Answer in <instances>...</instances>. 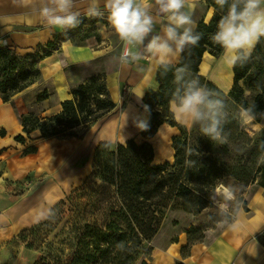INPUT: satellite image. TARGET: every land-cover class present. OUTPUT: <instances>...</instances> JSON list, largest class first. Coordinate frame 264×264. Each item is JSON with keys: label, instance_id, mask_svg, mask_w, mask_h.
I'll list each match as a JSON object with an SVG mask.
<instances>
[{"label": "trees", "instance_id": "trees-1", "mask_svg": "<svg viewBox=\"0 0 264 264\" xmlns=\"http://www.w3.org/2000/svg\"><path fill=\"white\" fill-rule=\"evenodd\" d=\"M208 3L215 9V14L210 24H205L204 20L198 22L197 31L202 34L199 45L186 49L179 64L173 65L166 75L159 66L157 81L160 87L155 92H147L144 97L148 126L141 131V137L145 141L138 143L135 139H130L126 144H116L114 150L112 144L101 143L95 150L93 167L98 168L96 173H100L103 182L114 189L109 210L103 214V223L100 224L96 220L85 221L88 211L81 212L79 215L82 216L77 217L69 232V253L66 254L63 249L60 254L48 250L36 264H134L142 255L149 254V250L153 249L149 247L147 250L146 245H151V241L161 230L167 212L175 209L187 213H193L194 209L203 210L211 203L213 189L217 187L216 181L220 177L233 178L235 181L249 184L261 180L259 185L264 186V164L258 165L254 172L248 171L246 167L241 166V157L236 165L224 164L225 169L221 170L217 166V158L214 157L217 149L212 142L201 149L193 148L194 154L189 157L187 145L182 144L179 138H174L173 164H157L153 146L148 141L157 135L163 124L178 126L169 101L176 87L173 73L181 64H186L191 75L198 77L201 84L205 83L209 89L219 92L220 97L226 99L232 108L239 107L240 104L247 107L255 103L258 115L254 122H264V117L259 115L264 112V38L257 43L255 52L247 63L234 67L235 86L228 96L199 74V65L206 53L214 56L223 54V49L213 44L210 37L216 30L218 20L226 13L227 7L221 9L214 2ZM28 57L17 56L10 47H0V95L3 102H9L12 97L41 79L39 61L44 57L38 58V64L31 63ZM243 80H247L249 90L257 94L251 103L241 85ZM71 95V99L62 103L61 112L53 116L40 119L31 111L23 115V132L31 135L34 131H39L43 138H53L69 133L75 128H88L87 126L112 115L118 108L117 103L111 99L105 75L93 76L73 88ZM45 97L47 94L41 95L38 101ZM145 106L148 111H145ZM123 108L124 105L119 107ZM234 117L229 115L230 126L225 129V133L229 129L233 130L231 138L238 132L246 134ZM6 135V130L2 128L0 137ZM16 140L25 143L23 135L17 136ZM250 141L252 146L247 152L253 166H256L261 154L260 145L264 142V130L254 133ZM37 152L38 147L31 146L24 150L22 155L28 156ZM223 152L230 154L227 146H224ZM102 205L104 202L97 199L94 203L86 204L85 209H98V206ZM51 220L52 218L40 227H32L31 230H23L20 233L27 241L28 248H32L34 244V241L31 242L32 236L50 225ZM198 230L199 228L190 230V242H193V231ZM259 238L264 244V231ZM142 264L150 263L144 260Z\"/></svg>", "mask_w": 264, "mask_h": 264}, {"label": "rangeland", "instance_id": "rangeland-1", "mask_svg": "<svg viewBox=\"0 0 264 264\" xmlns=\"http://www.w3.org/2000/svg\"><path fill=\"white\" fill-rule=\"evenodd\" d=\"M209 1L214 2V0H199L201 9L209 7ZM64 30L61 34H55L52 39L44 42V46L39 45L32 53L22 55L14 47L10 48L16 52L17 56L27 55L29 56L28 60L36 64H38V58L53 52H61V49L67 45L74 48L84 47L91 51L99 50L100 52L96 54L99 58L96 61L72 66L69 68V73L81 83L93 76L105 75L111 99L115 100L119 108L124 102L123 99L126 101L125 97H120L121 93L119 92L122 88L120 76L122 64L119 62V56L125 45L108 23L107 15L102 18L82 17L79 26ZM246 82L247 80H243L241 85L247 100L251 103L257 94L249 90ZM202 85L206 86L205 83ZM44 90L46 92H41L38 97L47 94V90ZM115 92L118 94L117 97H115ZM224 101L229 115L236 116L238 107L232 108L226 99ZM29 109V112H34L40 117L41 111L38 106H34V108L30 106ZM3 110L1 109V111ZM138 110H144L143 102L138 106ZM116 111L118 112L117 109ZM175 121L178 124L177 127L165 124L159 129L157 135L148 140L153 146L157 164L165 162L173 164L175 160L174 138H179L182 140V144L187 145L189 157L194 154L193 148L201 149L207 143L212 142L200 133L199 126H192L181 121L176 114ZM12 124V122H8L10 128H12ZM229 126L230 124L227 122L224 129H228ZM10 128H4L9 134L7 133V138L2 140L4 147L0 149V264H36V261L48 250H52L54 254H60L63 249L68 254L69 232L77 217L82 216L79 214L88 211L85 221L96 220L102 224L105 218L103 214L105 211L108 212L114 193V189L103 182L100 173H96L99 171L98 168L93 167L96 149L73 161L75 153L77 154L79 149L84 146L82 138L85 132L84 127L47 139H43L42 134L37 133L26 135L23 132L21 118H17L13 128ZM242 129L246 134L238 132L231 138L233 130L229 129L226 131L227 141L225 143L212 142L217 149L214 157L217 158V166L221 170L225 169L224 164L226 166L236 165L241 157H243L241 166L246 167L248 171L254 172L258 167V164L253 166L247 151L252 146L250 138L260 130H254L253 124L244 126ZM20 135L25 137L24 144L16 140V137ZM135 139L138 143L145 141L140 136ZM42 143L40 155L42 158H36V160L24 158L25 156L22 155L24 150L31 146H40ZM90 146H86V148L89 150ZM224 146L228 147L230 154L223 152ZM115 147L116 144H112V150ZM260 181L249 184L235 181L233 178L220 177L216 183L239 186L237 198L241 202L239 207L242 208L249 196L248 192L260 186ZM39 193H42L43 196L39 195L40 198H36L35 196ZM97 199L104 202L102 207L85 209L86 204L94 203ZM220 199L221 197L214 193L211 203L207 207L203 210L194 209L193 213L189 212L195 216L196 226L199 228L198 231H193L192 240L202 239L205 231L215 228V222L220 220L221 216L214 200L219 201ZM229 203L227 219L231 222L237 213V205L233 202ZM49 207L52 208L55 216L50 225L32 236L31 242L34 241V244L32 248H28L27 241L21 237L20 233L23 230H31L32 227H40L45 223L48 219L38 222L37 214L40 210L47 212ZM149 247L152 248V244L146 245L147 250ZM152 250H149V254L142 255L134 264H142L144 260L149 263Z\"/></svg>", "mask_w": 264, "mask_h": 264}, {"label": "crops", "instance_id": "crops-1", "mask_svg": "<svg viewBox=\"0 0 264 264\" xmlns=\"http://www.w3.org/2000/svg\"><path fill=\"white\" fill-rule=\"evenodd\" d=\"M87 3L88 0H77L78 10L83 13ZM32 7L33 0H0V41H5L8 47H14L22 55L32 53L39 45L52 39L53 35L65 31L45 26L33 13ZM100 7L103 9V0H100ZM184 10L196 21L197 27L200 20H204L205 24H210L215 14V9L211 6L201 9L199 0H185ZM151 12L156 20V25L150 35H162V28L166 21L162 20L155 6ZM61 50V52H53L39 61L42 74L39 82L15 95L9 102H3L0 96V128L9 129L8 122L13 123V128L16 119L26 115L30 106L33 108L38 106L42 119L61 112L62 103L72 98V88L88 80L85 79L82 83L76 81L75 77L70 75L69 68L96 61L99 58L96 54L100 51H91L84 47L74 48L68 45ZM133 51L141 52L144 58L139 61L138 65L128 64L120 67L122 88L119 92L121 93L120 97L126 98V101L122 98L124 108H117L118 112L115 111L107 118L84 129L82 137L84 146L79 149L77 154L75 153L73 161L78 157L85 156L86 153L94 152L101 143L126 144L130 139L141 137L142 130L137 127V123L140 120L147 121V113L145 115L144 110H138V106L142 102L144 104L147 92H155L159 89L160 83L157 81L159 65L156 57L144 52L143 45L133 48ZM254 52L255 50L252 55ZM222 55L214 56L206 53L199 65V74L214 84L221 93L228 96L235 86V73L234 67L228 68L221 62ZM181 57L173 62L174 66L179 64ZM44 89L47 90V97L38 101L39 94L46 92ZM117 96L118 94L115 92V97ZM1 109L4 110L1 111ZM257 125L260 127L257 128ZM76 129L78 128L72 131H76ZM253 129L264 130V122L258 124L253 122ZM33 133L41 135L39 131ZM7 135L0 137V149L4 147L2 140L7 138ZM42 145L43 143L37 146L36 154H29L24 158H31V160L42 158L40 157ZM86 146H90L89 150ZM248 194L249 196L245 200L246 205L240 208L233 220L229 222L235 224L234 228L209 229L198 241H189L190 230L197 228L193 214L178 209L167 212L161 230L151 241L153 252L149 263L264 264V244L259 238L264 231V186L260 185ZM39 195L43 196L42 193H39L35 197L40 198Z\"/></svg>", "mask_w": 264, "mask_h": 264}, {"label": "clouds", "instance_id": "clouds-1", "mask_svg": "<svg viewBox=\"0 0 264 264\" xmlns=\"http://www.w3.org/2000/svg\"><path fill=\"white\" fill-rule=\"evenodd\" d=\"M215 5L227 11L220 17L216 30L210 39L213 44L223 49L221 62L228 68L244 65L251 58L252 52L264 38V0H214ZM155 6L162 17L164 26L162 35L153 33L156 20L151 12ZM185 0H88L83 13L77 8V0H33V13L50 29H71L79 26L82 16L88 18L104 17L115 34L124 43L119 62L122 65L137 64L144 58L141 52L133 48L143 45L144 52L157 58V63L166 75L186 49L197 47L202 34L197 31L196 21L185 10ZM150 37V38H149ZM147 43L145 44V41ZM0 43H6L0 41ZM176 85L169 101L177 117L192 126H199L200 133L213 143H225L227 134L224 125L229 121V113L220 93L201 84L198 77L191 75L186 64L176 67L174 71ZM255 103L245 107L240 104L234 117L242 127L253 124L257 119ZM145 111H148L145 106ZM259 115L264 117V112ZM147 122L140 120L137 127L147 128ZM260 126L257 125V128ZM261 154L257 164H264V142L260 145ZM239 186L220 183L213 189L221 197L215 201L220 220L215 222L216 229L234 228L229 223L230 203L240 210L237 198ZM55 216L52 208L47 212L40 210L37 221Z\"/></svg>", "mask_w": 264, "mask_h": 264}, {"label": "built area", "instance_id": "built-area-1", "mask_svg": "<svg viewBox=\"0 0 264 264\" xmlns=\"http://www.w3.org/2000/svg\"><path fill=\"white\" fill-rule=\"evenodd\" d=\"M0 47H8L6 43L0 44Z\"/></svg>", "mask_w": 264, "mask_h": 264}]
</instances>
